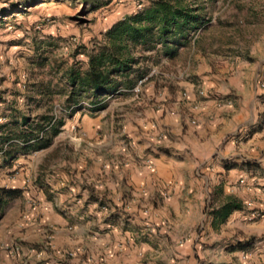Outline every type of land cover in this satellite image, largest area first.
Masks as SVG:
<instances>
[{"label": "crops", "instance_id": "1", "mask_svg": "<svg viewBox=\"0 0 264 264\" xmlns=\"http://www.w3.org/2000/svg\"><path fill=\"white\" fill-rule=\"evenodd\" d=\"M130 15L115 18L99 35ZM227 76L202 79L203 88L212 87L232 104L201 102L192 116L196 126L185 118L182 127L167 114L161 120L159 111L146 110L136 127L126 121L117 135L112 123L100 131L86 123L85 139L70 134L72 151L61 152L55 171L44 178L50 188L42 184L40 203L13 228L7 264H222L217 246L204 251V242L238 231L264 234V220L243 223L250 220L244 211L264 210V178L258 174L264 170V94L247 98L243 79L233 71ZM180 84L192 96V84ZM162 131L166 137L158 145ZM121 135L131 138L129 149L116 139ZM215 190L237 198L242 209L213 230L204 210ZM246 264H264V253L251 254Z\"/></svg>", "mask_w": 264, "mask_h": 264}, {"label": "rangeland", "instance_id": "2", "mask_svg": "<svg viewBox=\"0 0 264 264\" xmlns=\"http://www.w3.org/2000/svg\"><path fill=\"white\" fill-rule=\"evenodd\" d=\"M154 1L157 0H0V126H6L0 133L8 135V125L20 123L23 116L36 122L43 115H54L64 123L59 136L54 137L47 150L42 149L46 152L39 150L14 160L0 152V189L19 191L16 198L0 207V264H7L5 247L16 235L13 228H18L27 212L40 203L44 178L55 171L59 154L67 156L72 151L69 135L72 139L75 135L76 139H85L82 127L86 123L95 125L97 131L101 126L106 130L112 123L117 135L116 129L126 121L136 127L145 111L153 110L160 112L161 120L167 114L170 121L179 120L183 127L184 119L192 117L203 101L232 104L229 99L216 97L212 87L208 91L202 86V79H228L232 71L236 79H243L241 91L247 98L256 95L259 99L264 94V0H184L182 5L194 9L200 24L189 33L182 47L174 49L172 57L165 56L160 46L144 53L150 58L139 64L142 79H146L140 94L133 95L132 89L119 90L103 100L102 113H91L84 101L82 109L68 116L62 108L69 92L67 74L86 71V52L102 42L100 31L115 18L134 15ZM240 71L245 75H239ZM180 83L192 84V96ZM197 86L203 89V96L197 94ZM184 93L186 97L182 96ZM234 99L237 98H231ZM183 104H187V110ZM159 135L157 141L161 145L166 133ZM246 135L241 138L243 143ZM116 139L130 148L131 138L121 135ZM168 150L163 149L167 156ZM258 174L264 178V170ZM224 198L220 193L208 202L215 207ZM204 214L211 218L205 210ZM245 216L250 218L243 220L246 224L264 220V210L253 208L244 211ZM202 231L196 229L198 233ZM202 246L204 251L217 246L222 264H246L251 254L264 253V234L251 237L238 231Z\"/></svg>", "mask_w": 264, "mask_h": 264}, {"label": "trees", "instance_id": "3", "mask_svg": "<svg viewBox=\"0 0 264 264\" xmlns=\"http://www.w3.org/2000/svg\"><path fill=\"white\" fill-rule=\"evenodd\" d=\"M182 1H154L114 24L104 34L102 42L86 52V71L67 74L69 92L62 107L67 115L82 109L81 103L84 101L91 113L99 112L105 107L103 100L106 97L119 90L133 89L143 77L140 62L150 58L144 56L145 52L155 51L160 46L165 56L172 57L174 49L182 47L189 33L200 24L194 9L183 6ZM136 53L139 57H135ZM63 124V119H57L54 115H43L36 122L23 116L20 123L8 125V135L0 133V152L8 160H14L19 155L45 149L61 132ZM5 127L0 126V132L5 131ZM18 193V190L1 188L0 207L16 198ZM220 193V190H216L213 197ZM212 204L207 203L205 213L211 216L214 229L223 224L233 211L242 209L241 202L233 196H226L219 206L212 207Z\"/></svg>", "mask_w": 264, "mask_h": 264}, {"label": "built area", "instance_id": "4", "mask_svg": "<svg viewBox=\"0 0 264 264\" xmlns=\"http://www.w3.org/2000/svg\"><path fill=\"white\" fill-rule=\"evenodd\" d=\"M145 80L146 79H140L137 83H136V85L133 87V89L131 90V93L133 94V95H135V96H138L139 94H140V92H141V88H142V86H143V84H144V82H145ZM196 90H197V94L199 95V96H203L204 95V91H203V89L200 87V86H197L196 87ZM183 97H186V94L184 93L183 95H182ZM188 123L191 125V126H196L197 125V122H196V120L193 118V117H189L188 119ZM145 166H147L148 168H152L153 167V164H152V160L151 159H146L145 160ZM256 213H253V215H255ZM14 251H15V249H13ZM69 256L71 257L72 256V254H69ZM40 264H45V263H40Z\"/></svg>", "mask_w": 264, "mask_h": 264}]
</instances>
